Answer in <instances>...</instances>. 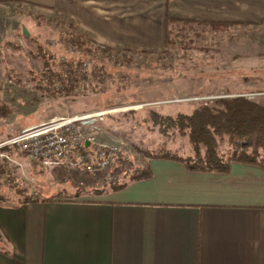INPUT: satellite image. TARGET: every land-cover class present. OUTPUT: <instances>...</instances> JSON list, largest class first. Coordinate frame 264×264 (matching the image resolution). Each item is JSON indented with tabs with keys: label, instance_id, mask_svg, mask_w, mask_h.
<instances>
[{
	"label": "rangeland",
	"instance_id": "374dc122",
	"mask_svg": "<svg viewBox=\"0 0 264 264\" xmlns=\"http://www.w3.org/2000/svg\"><path fill=\"white\" fill-rule=\"evenodd\" d=\"M188 7L182 16L177 11L172 16L169 0L160 5L131 0L120 10L132 20L128 30L105 32L87 28L95 22H76L56 6L0 2V105L9 111L0 119V195L15 201L25 193L33 199L101 193L130 179L163 139L143 124L131 126L128 134L111 115L133 110L141 120L152 107L175 115L191 112L199 101L240 95L264 101V0H203ZM194 21L234 24L215 30ZM70 60H82L80 71L89 79L68 95L58 90L57 80L49 86L44 73L46 61L57 69ZM88 115L95 117L81 128L91 140L83 153H93L97 144L114 147L110 166L89 171L75 165L77 153L46 166L15 144L5 145L34 125ZM166 142L169 150L192 154L187 137Z\"/></svg>",
	"mask_w": 264,
	"mask_h": 264
},
{
	"label": "crops",
	"instance_id": "0c3cea01",
	"mask_svg": "<svg viewBox=\"0 0 264 264\" xmlns=\"http://www.w3.org/2000/svg\"><path fill=\"white\" fill-rule=\"evenodd\" d=\"M128 1L0 0L56 6L105 32L128 30L132 20L120 11ZM169 1L175 16L203 0ZM147 164L152 175L121 190L0 204V264H264L263 167L233 162L227 172L202 171L167 158Z\"/></svg>",
	"mask_w": 264,
	"mask_h": 264
},
{
	"label": "trees",
	"instance_id": "16d2710c",
	"mask_svg": "<svg viewBox=\"0 0 264 264\" xmlns=\"http://www.w3.org/2000/svg\"><path fill=\"white\" fill-rule=\"evenodd\" d=\"M196 23L209 25L215 30H226L234 24L229 21H199ZM74 42L77 43L78 41L74 40ZM83 65L82 60L78 62L70 60L61 62L60 66L54 69L46 61L45 80H48V85L51 84L53 87H55L54 81L57 80L60 88L58 90H63L64 93L69 95L79 86L82 79H89L85 71H82V73L80 71L81 68L84 70ZM94 74L96 75V72ZM45 89H49V87ZM8 112V107L1 104L0 119ZM135 114L138 113L130 110L121 115H111L108 118L118 124L121 130L127 131L128 134L132 132L131 126L143 124L150 130L148 133L154 135V138L160 136V139H163L160 147L145 154L148 159H175L182 161L192 170L214 172L229 171L233 162L255 164L264 168V101L240 95L221 97L212 101H199L191 112H180L175 115L162 113L153 107L148 116L141 120L134 117ZM133 117L136 121H133ZM130 119H132L131 125L127 123ZM105 127H107V124ZM107 128L110 129L111 126L108 125ZM178 137L188 138L192 154L184 156L166 148V141ZM19 152L21 153V151ZM22 153L26 154L25 152ZM34 162L37 163L36 160ZM151 175L152 172L146 164L138 168L127 181L112 183L110 189H124L131 182L148 178ZM26 190L23 188L17 189L18 192L23 193ZM102 190L101 193L106 192V190ZM86 194L88 192L78 191L72 194L64 192L51 197L40 196L33 199L25 193L23 199L15 200V198V201H11L10 197L8 198L6 193H3L0 195V204L20 205L56 198L64 200L79 199L87 196Z\"/></svg>",
	"mask_w": 264,
	"mask_h": 264
},
{
	"label": "built area",
	"instance_id": "2783aa9c",
	"mask_svg": "<svg viewBox=\"0 0 264 264\" xmlns=\"http://www.w3.org/2000/svg\"><path fill=\"white\" fill-rule=\"evenodd\" d=\"M82 126V116L55 119L34 125L33 132H25L24 130L7 141L5 145H20V150L29 151L34 160L46 166L53 159L64 160L71 158L74 153H77L79 158L75 165H84L89 171H95L101 165L110 166L112 164L111 156L117 154V151L109 145L97 144L93 153H83L88 151L91 140L84 136Z\"/></svg>",
	"mask_w": 264,
	"mask_h": 264
},
{
	"label": "bare ground",
	"instance_id": "6f19581e",
	"mask_svg": "<svg viewBox=\"0 0 264 264\" xmlns=\"http://www.w3.org/2000/svg\"><path fill=\"white\" fill-rule=\"evenodd\" d=\"M106 113L105 112H101V113H99V114H94V115H99V117L100 116H102V115H105ZM94 115H88V116H82V125H84V124H89L88 123V119L89 118H91L92 116H94ZM95 117V116H94ZM31 132H33V131H31ZM11 145V144H10ZM14 145V144H13ZM17 147H18V149L20 150V145H17V144H15ZM112 149H115L116 151H117V149L116 148H114V147H112ZM20 151H22V150H20ZM22 152H25V153H28L29 155H31V153L29 152V151H22ZM101 166H107V165H101Z\"/></svg>",
	"mask_w": 264,
	"mask_h": 264
},
{
	"label": "water",
	"instance_id": "95a60500",
	"mask_svg": "<svg viewBox=\"0 0 264 264\" xmlns=\"http://www.w3.org/2000/svg\"><path fill=\"white\" fill-rule=\"evenodd\" d=\"M24 33H25V34H28V31L25 29V30H24Z\"/></svg>",
	"mask_w": 264,
	"mask_h": 264
}]
</instances>
